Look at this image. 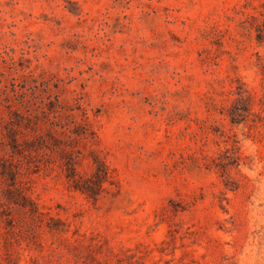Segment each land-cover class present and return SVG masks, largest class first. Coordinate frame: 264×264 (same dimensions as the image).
<instances>
[{
  "label": "rangeland",
  "instance_id": "1",
  "mask_svg": "<svg viewBox=\"0 0 264 264\" xmlns=\"http://www.w3.org/2000/svg\"><path fill=\"white\" fill-rule=\"evenodd\" d=\"M0 264H264V0H0Z\"/></svg>",
  "mask_w": 264,
  "mask_h": 264
},
{
  "label": "trees",
  "instance_id": "2",
  "mask_svg": "<svg viewBox=\"0 0 264 264\" xmlns=\"http://www.w3.org/2000/svg\"><path fill=\"white\" fill-rule=\"evenodd\" d=\"M103 174H105L107 171L106 169H103L101 171ZM83 191H86L88 194H94V189L90 185H84V186H79ZM92 196V195H91Z\"/></svg>",
  "mask_w": 264,
  "mask_h": 264
}]
</instances>
